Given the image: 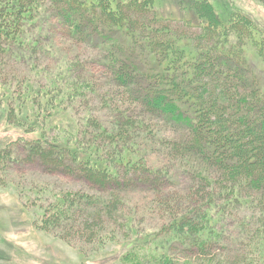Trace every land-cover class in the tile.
Masks as SVG:
<instances>
[{
    "label": "trees",
    "instance_id": "obj_1",
    "mask_svg": "<svg viewBox=\"0 0 264 264\" xmlns=\"http://www.w3.org/2000/svg\"><path fill=\"white\" fill-rule=\"evenodd\" d=\"M45 1L0 0V110L28 134L20 136L28 146L16 161L82 180L97 193L69 191L47 208L46 201L36 220L67 237H90L109 223L113 232L132 231L135 220L120 196L125 185L161 189L185 176L179 196L154 194L165 223L157 232H135L118 264H182L181 254L202 264H264V80L246 54L250 45L264 58V34L255 39L253 21L228 4L220 17L212 0H179L168 12L158 0H49L43 10ZM44 13L71 41L100 48L106 92L75 68L49 73L45 89L15 84L11 61L53 51ZM167 19L199 32L175 30ZM90 94L109 110L108 120L57 118L62 100L78 110ZM154 119L173 136L153 127ZM155 150L170 172L148 163ZM231 223L241 237L230 244L221 228Z\"/></svg>",
    "mask_w": 264,
    "mask_h": 264
},
{
    "label": "rangeland",
    "instance_id": "obj_2",
    "mask_svg": "<svg viewBox=\"0 0 264 264\" xmlns=\"http://www.w3.org/2000/svg\"><path fill=\"white\" fill-rule=\"evenodd\" d=\"M179 0H158L160 11L168 12L172 10ZM187 1V0H186ZM211 2V0H209ZM212 10L223 14L226 4L235 8L239 12L249 17L256 27L253 36L255 39L264 34V1L262 0H212ZM207 3V2H206ZM51 2L45 1L43 10L47 9ZM205 5V4H203ZM208 5V4H206ZM43 36L48 38V43L53 51H39L34 53L32 58H26L22 63L17 64L11 61L10 67L13 69L12 78L15 84L18 81H25L31 87H48V74L56 71L63 74L67 68H75L76 75L80 78H89L96 90L103 93L110 87L105 66L100 59V48L89 43H77L65 36V28L61 27L58 19H54L44 13ZM52 17V18H51ZM152 16H148L147 19ZM51 18V19H50ZM144 20V16L135 17ZM167 21L165 25L189 35L199 32L197 28H189L182 22ZM42 28V27H41ZM38 28L31 27V35L37 37ZM258 29V30H257ZM247 58L253 64L256 73L260 74L264 80V58L255 47L247 46ZM262 55V54H261ZM6 73V72H5ZM95 94V93H94ZM83 100L81 109L75 110L77 103L71 106V101L66 99L59 103L57 108V118L68 122V119L81 118L90 114L109 119V110L100 102V98L90 94ZM74 103V102H73ZM138 111V110H137ZM141 115V112H138ZM66 118V119H64ZM153 127L161 129L164 136L172 137L173 133L157 121L153 120ZM47 131V130H46ZM28 135L24 127H18L11 121L8 123L0 110V264H118V259L122 252L128 249L129 239L135 232L146 234L157 232L167 219L158 210L157 205L152 200L154 194L177 195L184 193L189 184V179L182 176L180 182L172 184L166 181L161 189L153 183H149L147 188L137 187L136 182H128L123 193L128 206H125V215L131 216L135 220L132 231L120 228L113 232L116 225L109 223L106 229L98 234L95 232L90 237H81L78 234H67L61 229L52 230L55 227H46L39 219L42 206L45 208L55 202L63 194L82 189L88 193H97L93 187H89L82 180L71 178L62 174L52 175L44 172V169L31 164L30 162L16 161L24 156L27 143L23 142V137ZM155 135H159L156 134ZM33 138L39 137V132L31 133ZM49 137V135H47ZM22 140V143L15 144V141ZM45 145V144H44ZM155 150L148 154V163L156 164L163 171L171 170L170 161L166 157L158 154ZM8 156H11L7 159ZM169 168V169H167ZM166 169V170H165ZM124 173V170H120ZM149 174V173H147ZM151 175V174H149ZM57 195V197H56ZM50 207V206H49ZM243 213V211L241 212ZM121 221V220H120ZM51 229V230H49ZM226 239H240L241 232L237 225L231 223L221 228ZM243 234V232H242ZM257 234V233H256ZM230 244L231 241L229 240ZM225 243V242H224ZM256 240L251 241V246H255ZM183 260H189L185 255H180ZM189 264H202L199 261H192Z\"/></svg>",
    "mask_w": 264,
    "mask_h": 264
}]
</instances>
